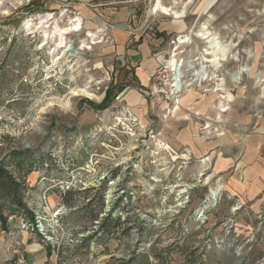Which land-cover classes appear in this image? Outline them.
Instances as JSON below:
<instances>
[{"label": "rangeland", "instance_id": "374dc122", "mask_svg": "<svg viewBox=\"0 0 264 264\" xmlns=\"http://www.w3.org/2000/svg\"><path fill=\"white\" fill-rule=\"evenodd\" d=\"M140 46L169 77L171 57L181 64L178 105L137 80ZM212 55L219 68L193 82ZM183 118L198 139L264 141V0H0V162L32 170L28 214L0 196V264L15 240L46 264H264V200L232 193L212 156L174 148ZM44 207L85 238L52 248L20 232Z\"/></svg>", "mask_w": 264, "mask_h": 264}, {"label": "crops", "instance_id": "0c3cea01", "mask_svg": "<svg viewBox=\"0 0 264 264\" xmlns=\"http://www.w3.org/2000/svg\"><path fill=\"white\" fill-rule=\"evenodd\" d=\"M139 60L135 74L143 86L155 70L152 57L140 46L138 52L131 56ZM135 57V58H134ZM131 104L138 102L136 95L131 96ZM191 113H184L189 117ZM182 124L174 134V148H181L190 157L199 158L212 156L215 175L225 176L226 184L232 193L248 202L264 200V141L257 136L237 137L220 134L211 140L206 137L198 139L190 126L188 119L180 120ZM27 245L28 237H23ZM28 251V250H27ZM38 253V252H37ZM33 264L48 263L47 257L39 254H29Z\"/></svg>", "mask_w": 264, "mask_h": 264}, {"label": "built area", "instance_id": "2783aa9c", "mask_svg": "<svg viewBox=\"0 0 264 264\" xmlns=\"http://www.w3.org/2000/svg\"><path fill=\"white\" fill-rule=\"evenodd\" d=\"M172 72V71H171ZM178 79L176 74L172 72V75L169 77L168 67H166L160 60H157L156 69L154 73L148 79V90L147 95H157L161 100H170L180 93L177 91L176 84ZM172 100V103L176 105L178 102L176 99ZM178 105V104H177ZM43 212H35L33 220L30 223L24 222L21 219L20 222V232H27L28 230L34 235L41 238V242L46 246L60 247V245L69 246L75 243H79L85 235L79 234L77 239H74L72 234L69 231H64L59 222L60 212L59 210L53 211L48 219L45 212L50 213L48 207H44ZM46 215V216H45ZM37 246L35 244L30 245L26 252L23 249L22 245L18 241H12V245L9 248H6L8 253V264H33L29 259V254H36Z\"/></svg>", "mask_w": 264, "mask_h": 264}, {"label": "trees", "instance_id": "16d2710c", "mask_svg": "<svg viewBox=\"0 0 264 264\" xmlns=\"http://www.w3.org/2000/svg\"><path fill=\"white\" fill-rule=\"evenodd\" d=\"M23 169H26V173L23 172ZM18 174L17 176H12L6 169L3 162H0V196L2 199L9 202L12 207H15L16 210L12 214L17 216L20 214H28V210L22 204L19 194H24L26 188L24 186L26 177L32 171L30 166H28L25 160H21L18 165ZM0 223L3 228H5L6 218L0 213Z\"/></svg>", "mask_w": 264, "mask_h": 264}, {"label": "bare ground", "instance_id": "6f19581e", "mask_svg": "<svg viewBox=\"0 0 264 264\" xmlns=\"http://www.w3.org/2000/svg\"><path fill=\"white\" fill-rule=\"evenodd\" d=\"M157 11L162 13V14H164V15H172L176 19L180 18V15L178 13L173 12L172 9L169 8V7H164V6L160 5L159 2H156V4H154L153 9H152L151 12H157ZM76 29H77V26H75V29L72 30V31H75ZM65 31L67 32V30H64L62 35L66 33ZM187 40H188V37L186 35L179 36L178 39H177V44L178 45L184 44ZM220 62L221 61L219 59L215 58L214 56H213V58H211V60L202 59L201 66H200V68L198 70H196L194 72L192 81L193 82L194 81H200V82L201 81H207L209 76L207 74V66H205L204 64H206V65L208 64L209 66H211L214 69V71H216L219 68V66H220ZM168 66H169V69L172 72H174V73L178 72V74L175 73V74H177L176 77L178 79V82L176 84L177 91H180L182 86L189 87L191 85V84H186V83L183 84V82L181 81L182 77H181V72H180L181 64H178L172 57L168 61ZM212 76H213V74H212ZM218 85L219 84H217V86L215 88L216 90L214 89V91H217V88L219 87ZM177 104H178V102H176V105ZM219 108H222V106H220ZM224 110H222V112H224Z\"/></svg>", "mask_w": 264, "mask_h": 264}]
</instances>
